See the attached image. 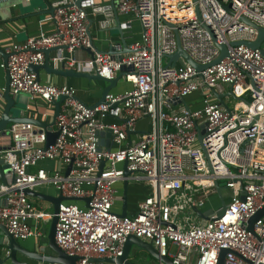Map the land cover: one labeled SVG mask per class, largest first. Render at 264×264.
I'll return each instance as SVG.
<instances>
[{"label":"built area","instance_id":"obj_1","mask_svg":"<svg viewBox=\"0 0 264 264\" xmlns=\"http://www.w3.org/2000/svg\"><path fill=\"white\" fill-rule=\"evenodd\" d=\"M51 1L54 31L8 46L1 67L14 96L47 103L65 97L55 123L59 134L46 147L47 130L33 122L12 123L0 133V156L16 178L0 183V224L18 240L45 238L53 212L38 209L24 189L52 185L64 197L89 198L83 204L63 201L57 214L56 243L77 257L76 264H111L95 259L122 256L130 235L152 242L173 264H218L222 249L229 250L225 264H264V214L254 231L248 229L264 207V39L259 48L247 44L264 29V0ZM114 7L120 26L131 30L138 22L141 35L129 51L119 44L101 52L90 36L89 12L104 14L101 24L109 27ZM179 45L206 67L197 69L183 56L166 67ZM220 45L227 55L213 64L223 52ZM53 48L55 68L106 79L123 72L120 80L128 87L93 106L72 86L41 81L32 68L43 65ZM78 49L93 55L78 60ZM230 90L232 96L223 97L227 110L216 94ZM195 97L200 100L191 104ZM144 118L149 129L129 141ZM108 131L112 146L101 147ZM47 160H60L64 170H29ZM126 170L132 174L126 177ZM122 179H144L151 191L133 216L115 210ZM216 182L225 183L222 196L226 201L227 188L230 199L219 215L204 220L194 209L203 211L218 194Z\"/></svg>","mask_w":264,"mask_h":264},{"label":"crops","instance_id":"obj_2","mask_svg":"<svg viewBox=\"0 0 264 264\" xmlns=\"http://www.w3.org/2000/svg\"><path fill=\"white\" fill-rule=\"evenodd\" d=\"M36 1L37 0H0V49L3 53L7 54L6 50L8 46L14 43H22L31 36L50 34L54 31L52 14L46 11L47 6L43 3V1L39 5L36 4ZM70 1L73 0H69V2ZM96 2L102 5H112L111 0H96ZM105 19L106 17L104 14L96 15L90 10L89 32L93 41V45L98 51L110 52L114 49V47L122 44V36H124V38L126 39L127 48H129L133 39H137L141 35L140 25H138L140 29L139 37L135 36V25H133V28L131 30L123 29L121 27V30L123 31V34H121L118 30V27L119 25H121L122 18L117 11H115V17L111 21L109 27L102 26L101 21ZM129 34L131 36H129ZM2 52H0V91L3 94L2 96L0 95V115L3 113L4 107L6 105L4 90L7 84L8 74L7 71L1 67V62L4 61ZM56 53L57 50L54 49L51 51L50 56H54ZM92 55L93 50L90 49H78L74 53V57L78 60H88L92 57ZM39 77L40 80L45 83H52L55 85H68L74 87L76 89L77 97L87 104L97 103L101 99L103 89L107 84L104 81L90 80L85 77L59 74L57 72L49 71L46 68L40 69ZM127 87L128 84H126L123 80H120L116 87V91L112 92L118 93ZM12 96L17 102V106L13 109L14 113H18L23 117L39 119L43 122L50 123L53 121L56 112V106L54 103H47L40 98L31 99L28 94H19L17 96ZM199 100L200 99L196 100V97L192 98L191 104H196V101ZM116 120L117 119H115L114 117L107 118L108 122ZM146 121L148 122V125L146 124ZM149 126L150 120L148 118L140 120L138 122L137 129L129 134V141L138 140L140 136L149 129ZM55 128L56 126L54 125V129ZM99 142L101 147H111L112 137L108 132H105L101 134ZM39 167H44L50 170H64L65 168L64 164L60 160H47L40 162L39 166L32 167L29 170L36 171V169H38ZM124 186L125 179L118 181V192L116 195L117 199L115 203V210L119 213L122 211L123 207ZM35 190L47 196L58 197L60 195V192L57 189L53 188L52 185H42L37 187ZM150 193L151 191L149 185L144 179H128V216H133L138 212L140 201L143 200L146 196H149ZM30 197L38 209L44 211H50V209H52L53 211V205L51 202L38 197ZM73 201L78 204H83L85 202L81 199ZM43 202H48V204L44 205ZM47 225L45 226L46 231ZM19 241L28 249L43 251V248L46 247L48 240L46 236L45 238L32 237L27 240ZM8 243L9 241L7 237L0 229V252L1 258L3 259L7 258L10 253L8 249ZM47 249L48 248H46V250ZM48 252L52 253L49 249ZM7 264H10V262L8 261Z\"/></svg>","mask_w":264,"mask_h":264},{"label":"water","instance_id":"obj_3","mask_svg":"<svg viewBox=\"0 0 264 264\" xmlns=\"http://www.w3.org/2000/svg\"><path fill=\"white\" fill-rule=\"evenodd\" d=\"M47 6V12L51 13L52 15L54 14L55 8L53 7L51 0H37L36 4L39 5L41 2ZM81 1L78 0L76 2L77 6H80ZM115 8V7H114ZM116 11V8H115ZM119 21V20H118ZM118 30L121 34H123V31L121 30V26L119 25ZM264 39V29L259 28V36L257 40L247 42V44L253 48H259L261 45L262 40ZM239 44V43H237ZM122 45L125 47V51H129V48H127V42L124 36H122ZM220 48L222 49V54L221 56L213 63L219 62L222 58H224L227 55L226 51V46L225 45H220ZM53 49L46 50V59L45 63L40 66H34L32 69L36 71L39 74V71L41 68H46L49 71L57 72L59 74L63 75H68V76H76V77H85L90 80H99V81H104L106 82V86L103 89L102 97L101 99L93 104L98 105L102 102H104L106 95L115 89L120 81V79L123 76V72H121L117 77L114 79H106L98 74H92L88 72H78L73 69H56L54 66L51 65L50 62V53ZM0 52L1 49H0ZM112 52V51H110ZM3 53V52H2ZM264 53V50H263ZM4 60H7V54L3 53ZM183 56L191 65L195 66L197 69H203L206 66L200 65L196 63L193 59L190 58V56L181 48L179 45L178 51L172 55L169 56V61L166 64V67L169 66H175L179 60V58ZM218 99L220 100L221 104L229 110L228 105L226 104L225 100L223 99L224 96H232V91L230 90L228 93L225 94H216ZM4 98L6 100V105L4 107L3 113L0 115V133L1 134H6V128L12 124V123H28V122H33L34 124L41 126L47 130V143L46 147L50 146L53 144L59 134L57 130L54 129V125L56 123V118L61 112V104L64 101L65 97L62 96L58 101L54 102L56 106V112L55 116L53 118L52 122H43L39 119L35 118H30V117H23L19 115L18 113H14L13 109L17 106V102L15 98L11 95L10 93V77L7 74V84L4 90ZM109 135L112 137V133L108 131ZM199 140H202V136L199 137ZM103 165V163H102ZM71 170V166L68 167L66 173L69 174ZM132 172L126 170L125 171V176L131 175ZM15 174L12 172L10 169V166L8 163H6L5 159L0 156V183L1 184H11L15 182ZM218 195L222 201V207L223 209L226 208V201L224 200L222 196V191L221 188L222 186L225 185V183H215ZM19 189H17L18 191ZM24 192L32 197H38L42 198L44 200H47L52 203L53 205V216L52 219L49 221V228H48V234H47V244L46 247L43 248V251L39 250H31L23 246L18 239L14 237V235L8 230V228L0 224V229L3 231V234L7 237L9 243H8V249H9V256L5 259L0 258V264H7L9 261L10 264H40V263H47V264H76L77 257L76 256H69L67 255L61 248L60 246L56 243L55 240V234H56V224L58 221V212L60 208V204L63 201H69V200H80L79 198H69V197H64L63 195H59L58 197L54 196H47L43 193H40L36 190H30V189H24ZM242 199H245L244 196H242ZM86 201L87 203L89 202V198H84L81 199ZM127 203H128V179H125V186H124V195H123V207L122 211L119 213L120 216L124 217L127 216ZM4 204H6V201H4ZM195 212L204 220L210 219L209 216H207L203 211H201L198 208L194 209ZM264 214V207L259 210L254 216L250 218L248 221V229L251 231H254V225L257 220H259L262 215ZM134 245H137L146 251H148L154 258H156L158 261L162 260L165 264H173L172 260L169 257H160L157 248L152 244V242L145 241L135 235H130L126 241L125 247H124V253L122 256L119 257H112V258H102V259H95L96 261H105L111 264H134L131 261L130 258V253L132 250V247ZM51 250L52 253L48 252ZM228 249H222L219 257L218 264H225V257L226 254L228 253Z\"/></svg>","mask_w":264,"mask_h":264},{"label":"rangeland","instance_id":"obj_4","mask_svg":"<svg viewBox=\"0 0 264 264\" xmlns=\"http://www.w3.org/2000/svg\"><path fill=\"white\" fill-rule=\"evenodd\" d=\"M134 25H135V36L139 37V33H140V29L138 26L139 23L136 22ZM129 36H131V35L129 34ZM263 46H264V44H263ZM182 61L185 63L184 59ZM164 62H166L165 59H164ZM112 91H116V88L113 89ZM23 94H25V93H23ZM147 123L148 122L146 121V124ZM198 146H200V144ZM52 187L55 188L54 186H52ZM223 193H224V196L226 197V202L228 203L229 199H230L228 197L230 195V190L227 188H224ZM43 204L46 205V204H48V202H43ZM45 211L51 212V213L53 212L52 209H50V211H48V210H45ZM203 211L209 217H213L214 215H219L218 213H221L223 211L222 201H221L218 194H214V195L210 196L208 203L203 207ZM49 223L47 225V231L49 228ZM130 258L134 264H158V260L156 258H154L148 251H146L145 249H143L137 245H134L132 247V250L130 253Z\"/></svg>","mask_w":264,"mask_h":264}]
</instances>
